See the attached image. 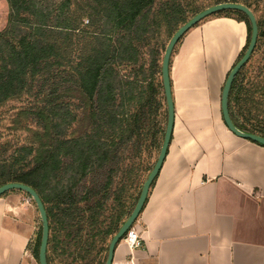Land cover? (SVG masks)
Here are the masks:
<instances>
[{
  "label": "trees",
  "instance_id": "trees-1",
  "mask_svg": "<svg viewBox=\"0 0 264 264\" xmlns=\"http://www.w3.org/2000/svg\"><path fill=\"white\" fill-rule=\"evenodd\" d=\"M5 1L0 186L21 183L39 195L48 264H104L162 143L165 47L208 6L195 0ZM229 2L248 7L258 27L254 49L232 81L229 114L238 129L264 137V6ZM216 14L246 24L235 64L249 43L250 22L236 10ZM40 238L41 226L29 245L37 262Z\"/></svg>",
  "mask_w": 264,
  "mask_h": 264
},
{
  "label": "crops",
  "instance_id": "crops-1",
  "mask_svg": "<svg viewBox=\"0 0 264 264\" xmlns=\"http://www.w3.org/2000/svg\"><path fill=\"white\" fill-rule=\"evenodd\" d=\"M246 40L244 21L215 13L176 45L169 61L172 133L138 217L141 245L130 250L119 241L111 264H264V146L229 131L220 108ZM4 197L0 264H38L26 240L32 223L11 213L26 206L13 208Z\"/></svg>",
  "mask_w": 264,
  "mask_h": 264
},
{
  "label": "water",
  "instance_id": "water-1",
  "mask_svg": "<svg viewBox=\"0 0 264 264\" xmlns=\"http://www.w3.org/2000/svg\"><path fill=\"white\" fill-rule=\"evenodd\" d=\"M224 10H236L242 12L250 22L251 34L245 52L243 53L242 57L230 69L224 81L221 90V98H220L222 119L226 127L229 129V131H231L234 135L243 139L251 140L253 142L259 143L260 145L264 146V137L256 134L244 132L238 129L232 122L228 110V95L232 81L236 76V74L238 73V71L241 69V67L248 61L256 44L257 33H258L256 18L253 12L248 7L240 3L226 1L206 7L203 10L194 14L190 19H188L184 24H182L171 36L165 47L161 61V82H162V88H163L165 104H166V125L164 129L162 143L159 148V152L153 164V167L142 184L139 196L136 200V203L132 211L130 212L129 216L126 218V220L120 226L118 231L112 236V238L108 243L107 254L104 264L112 263V257L115 246L117 245L119 240L122 239V237L125 235V233L133 224V222L138 218V215L142 210L145 199L147 197L149 187L153 182V180L155 179V177L157 176L166 155V151L171 138L173 121H174V106L171 96V86H170V78H169V61L173 48L178 42V40L194 25L199 23L204 18ZM10 190H19L25 192L34 202L41 221V238L38 249V264H48L46 259V248H47V241L49 234L48 221H47L46 211L44 209L43 203L39 195L27 185L21 183H6L0 186V196Z\"/></svg>",
  "mask_w": 264,
  "mask_h": 264
},
{
  "label": "rangeland",
  "instance_id": "rangeland-1",
  "mask_svg": "<svg viewBox=\"0 0 264 264\" xmlns=\"http://www.w3.org/2000/svg\"><path fill=\"white\" fill-rule=\"evenodd\" d=\"M210 1H214V0H195L196 4L198 6H201V7L206 6V4L208 2H210ZM250 1H254L258 5L264 6V0H250ZM7 13H8V7H7V4H6V1L5 0H0V30L5 26ZM4 196H2V197H4V198H2L3 200L7 198V199H10L13 202V204H12L13 208L15 206L21 207L22 204L24 206H26V207L22 208L21 210L18 209V207H15V209L12 210L11 213L15 217H18V215L20 216V214H21L23 216L22 219L25 218V220L28 221L30 224L32 223V229L29 230V233L26 236V240H28V239L30 240L29 243L27 244V246L29 248L30 244H31L30 246L33 245L34 237H36V233L38 232V230H39V228L41 226V221H40L37 209L35 211L36 206H35V204L32 203L31 198L29 196H27V195H25V194H23L21 192H18V191L10 190ZM18 197H22V201L19 199L20 203H18ZM28 203L32 204V208L28 207V205H29ZM26 209L27 210L30 209L31 213L29 211H27ZM18 212H19V214H18ZM29 252H31V248L29 249Z\"/></svg>",
  "mask_w": 264,
  "mask_h": 264
},
{
  "label": "built area",
  "instance_id": "built-area-1",
  "mask_svg": "<svg viewBox=\"0 0 264 264\" xmlns=\"http://www.w3.org/2000/svg\"><path fill=\"white\" fill-rule=\"evenodd\" d=\"M143 228L138 224V218L133 222L130 228L125 233L122 241L128 246V248L134 249L141 245Z\"/></svg>",
  "mask_w": 264,
  "mask_h": 264
}]
</instances>
